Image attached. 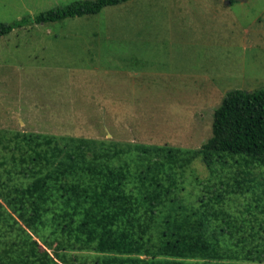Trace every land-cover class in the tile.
<instances>
[{"label": "rangeland", "instance_id": "1", "mask_svg": "<svg viewBox=\"0 0 264 264\" xmlns=\"http://www.w3.org/2000/svg\"><path fill=\"white\" fill-rule=\"evenodd\" d=\"M80 1L0 0V23ZM231 90H264V0H130L0 38L6 132L82 138L106 150H196ZM174 179L181 204L213 198L239 226L264 228V168L229 161L210 172L194 162Z\"/></svg>", "mask_w": 264, "mask_h": 264}, {"label": "trees", "instance_id": "2", "mask_svg": "<svg viewBox=\"0 0 264 264\" xmlns=\"http://www.w3.org/2000/svg\"><path fill=\"white\" fill-rule=\"evenodd\" d=\"M128 1L85 0L0 23V38ZM0 149V264H264V228L239 226L213 198L189 207L174 196V171L194 162L210 172L229 161L264 168V90L228 91L196 150H106L82 138L3 130Z\"/></svg>", "mask_w": 264, "mask_h": 264}]
</instances>
